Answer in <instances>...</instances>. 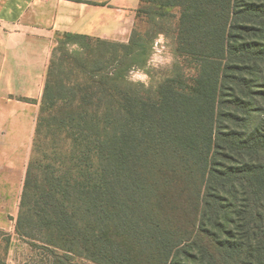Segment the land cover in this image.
I'll list each match as a JSON object with an SVG mask.
<instances>
[{
    "label": "trees",
    "instance_id": "1",
    "mask_svg": "<svg viewBox=\"0 0 264 264\" xmlns=\"http://www.w3.org/2000/svg\"><path fill=\"white\" fill-rule=\"evenodd\" d=\"M146 3L180 9L174 67L148 87L127 74L163 32L137 30L143 12L159 14ZM60 38L18 235L52 264H264V0H141L128 42ZM60 68L68 82L57 83ZM9 242L0 230V264Z\"/></svg>",
    "mask_w": 264,
    "mask_h": 264
},
{
    "label": "crops",
    "instance_id": "2",
    "mask_svg": "<svg viewBox=\"0 0 264 264\" xmlns=\"http://www.w3.org/2000/svg\"><path fill=\"white\" fill-rule=\"evenodd\" d=\"M141 0H0V185L24 178L58 34L128 42Z\"/></svg>",
    "mask_w": 264,
    "mask_h": 264
},
{
    "label": "rangeland",
    "instance_id": "3",
    "mask_svg": "<svg viewBox=\"0 0 264 264\" xmlns=\"http://www.w3.org/2000/svg\"><path fill=\"white\" fill-rule=\"evenodd\" d=\"M154 9L159 14L151 16L153 21L148 17V13L143 12L139 19L137 30L144 34L146 38L153 37L158 26L163 30L153 39V47L150 51L147 61L142 66L132 67L128 71V80L133 83H141L145 87L150 86L153 77L159 78L170 74L176 62L175 57V38L176 31H173L179 23L180 9L177 7H158V4L146 3L143 5V10ZM64 38V37H63ZM55 40L54 47L61 41ZM87 42V40H85ZM53 47V48H54ZM71 50H78L80 47L75 44L70 46ZM109 46L99 45L96 47L94 54L102 60H107L110 53ZM104 61V62H105ZM185 63V62H184ZM101 63L100 65H103ZM196 62L185 64V75L190 78V83L193 82L197 75ZM64 68H60L57 75V83L68 82L69 79ZM73 82H76L73 80ZM40 110V108H39ZM39 113V112H38ZM240 128V127H239ZM55 132L53 127L44 129V134L50 137ZM44 148H47L45 144ZM24 178H17L13 185H0V230L5 232L10 237L9 247L7 250V264H52V256L49 252L39 245H32L28 240L22 238L16 232V219L18 216L20 199L23 191ZM75 262L78 264H98L90 259L75 257Z\"/></svg>",
    "mask_w": 264,
    "mask_h": 264
}]
</instances>
